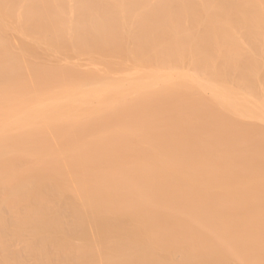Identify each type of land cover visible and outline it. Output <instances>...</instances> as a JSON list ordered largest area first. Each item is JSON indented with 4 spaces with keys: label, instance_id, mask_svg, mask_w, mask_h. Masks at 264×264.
Instances as JSON below:
<instances>
[{
    "label": "bare ground",
    "instance_id": "obj_1",
    "mask_svg": "<svg viewBox=\"0 0 264 264\" xmlns=\"http://www.w3.org/2000/svg\"><path fill=\"white\" fill-rule=\"evenodd\" d=\"M0 264H264V0H0Z\"/></svg>",
    "mask_w": 264,
    "mask_h": 264
}]
</instances>
